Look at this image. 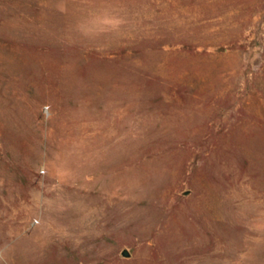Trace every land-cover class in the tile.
Returning <instances> with one entry per match:
<instances>
[{"label": "rangeland", "instance_id": "1", "mask_svg": "<svg viewBox=\"0 0 264 264\" xmlns=\"http://www.w3.org/2000/svg\"><path fill=\"white\" fill-rule=\"evenodd\" d=\"M0 264H264V0H0Z\"/></svg>", "mask_w": 264, "mask_h": 264}, {"label": "water", "instance_id": "2", "mask_svg": "<svg viewBox=\"0 0 264 264\" xmlns=\"http://www.w3.org/2000/svg\"><path fill=\"white\" fill-rule=\"evenodd\" d=\"M122 256H123V257H128V256H129V254H128V252H126V251H123V252H122Z\"/></svg>", "mask_w": 264, "mask_h": 264}]
</instances>
